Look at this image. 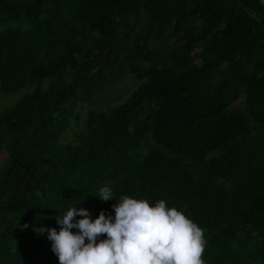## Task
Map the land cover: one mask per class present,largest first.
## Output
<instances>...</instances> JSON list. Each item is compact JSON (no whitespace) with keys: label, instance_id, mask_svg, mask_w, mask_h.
I'll return each instance as SVG.
<instances>
[{"label":"trees","instance_id":"1","mask_svg":"<svg viewBox=\"0 0 264 264\" xmlns=\"http://www.w3.org/2000/svg\"><path fill=\"white\" fill-rule=\"evenodd\" d=\"M26 87L0 110V264H59L34 229L121 195L184 211L205 264H264L259 0H0V94Z\"/></svg>","mask_w":264,"mask_h":264},{"label":"clouds","instance_id":"2","mask_svg":"<svg viewBox=\"0 0 264 264\" xmlns=\"http://www.w3.org/2000/svg\"><path fill=\"white\" fill-rule=\"evenodd\" d=\"M98 197L108 201L114 193L103 187ZM112 208L114 217L101 210L93 219L88 209L72 206L56 217L59 230H34L47 233L59 264H205V231L184 211L164 199L152 204L129 195Z\"/></svg>","mask_w":264,"mask_h":264},{"label":"rangeland","instance_id":"3","mask_svg":"<svg viewBox=\"0 0 264 264\" xmlns=\"http://www.w3.org/2000/svg\"><path fill=\"white\" fill-rule=\"evenodd\" d=\"M170 40V38H168ZM43 86L47 85V81L42 83ZM139 85V81L133 79L129 74L124 75L117 85L110 87L109 98H105L111 104H118L122 102L133 90H135ZM30 87L22 88L18 91L11 93H1L0 94V110L4 107L11 105L13 101L18 98L25 91L30 90ZM72 139V134L68 132L65 134L63 141H68ZM5 159V154L0 157V161Z\"/></svg>","mask_w":264,"mask_h":264},{"label":"water","instance_id":"4","mask_svg":"<svg viewBox=\"0 0 264 264\" xmlns=\"http://www.w3.org/2000/svg\"><path fill=\"white\" fill-rule=\"evenodd\" d=\"M259 1L264 6V0H259Z\"/></svg>","mask_w":264,"mask_h":264}]
</instances>
